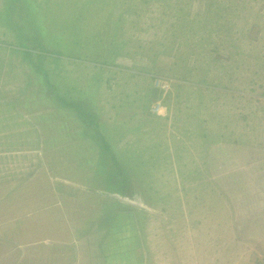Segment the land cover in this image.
I'll return each mask as SVG.
<instances>
[{
  "label": "rangeland",
  "instance_id": "obj_1",
  "mask_svg": "<svg viewBox=\"0 0 264 264\" xmlns=\"http://www.w3.org/2000/svg\"><path fill=\"white\" fill-rule=\"evenodd\" d=\"M9 2L0 0L1 159L41 154L36 159L48 166V174L49 166L60 176L72 174L61 177L88 188V194H103L105 202L110 195L107 176L114 165L101 146L102 135L124 172L123 198L142 211L140 228L122 234L133 236L136 243L125 242L134 248V256L119 259L121 264L264 260V0ZM14 5L22 13V39L16 20L9 26ZM79 33L80 54L71 55L68 49L74 48V34ZM21 40L32 52V63L52 64L47 67L53 70L55 93L75 100L81 90L92 100L100 128L77 111L40 105L29 96L41 91L45 95V90L30 75L25 56L14 52L24 50ZM64 45L70 48L60 55L57 50ZM71 87L75 91L66 95ZM97 132L98 141L92 137ZM19 162L9 168L0 161L2 186L8 179L3 177L25 166ZM99 169L105 174L95 180ZM37 179L29 188H44L49 194L50 180ZM62 179L54 182L62 184ZM2 192L0 211L6 205L2 203L10 201ZM88 194L82 199L89 204L95 199ZM115 210L124 215L126 205ZM36 216L23 221L37 230L32 240L45 237L48 230L46 225L38 228ZM89 221L73 227L85 231ZM115 231L111 228L108 237ZM114 238L109 246H114ZM26 240H14L13 252L22 254L30 245ZM138 247L140 255L135 253ZM75 248L81 249L78 243ZM35 251L40 253V246ZM18 259L0 264H16ZM102 263L95 259V264Z\"/></svg>",
  "mask_w": 264,
  "mask_h": 264
},
{
  "label": "crops",
  "instance_id": "obj_2",
  "mask_svg": "<svg viewBox=\"0 0 264 264\" xmlns=\"http://www.w3.org/2000/svg\"><path fill=\"white\" fill-rule=\"evenodd\" d=\"M4 157L5 158L2 159L0 157V159L3 161L5 167L13 168L14 162L16 161H20L18 165L25 166L19 169L20 171H17V174H15L16 170L14 171L13 169L14 174H8L7 177H3L4 179L8 178L7 182H4V184H6L5 186H2L0 183V193H3L2 191L6 192L7 194H4V197L10 200L2 203H6V205L3 207L4 211H0V221H5V223H1L2 225H0V263L13 257L14 259L19 258L15 261L16 264H95V259L103 261L102 264H121L119 259L125 258L128 261L131 255L134 254V248L129 244L131 241L127 239V236L115 233V235L110 234V237H108L112 228V216H110V211L117 208L119 205L117 202L121 203L120 205L125 204L126 207H129V205L133 207L137 206L121 202L111 197V195H116L123 198L126 197V195L122 196L117 193L110 194L109 196L107 195L105 205V202L101 200L104 199L103 194L102 197L99 193H97L99 196L92 194L95 200L88 204L86 200L84 201V199H82L84 195L86 196L88 194V188L80 189L78 186H73L75 183L72 181L62 179V177L64 178L66 176L73 177L72 174H62L61 177L59 172L52 173L50 170L56 169L55 166H49V172L51 174H48V166L46 167V164H42L41 159H36L38 157L40 158L41 154L31 156L28 159L24 156L19 158L10 156ZM34 171L38 172L39 175L35 177ZM96 176L97 175H94L93 179H95ZM90 177L91 176H89V179ZM33 178H38V181L44 179L46 183L50 180L47 183V188L48 190L52 188V191L48 194L45 193L47 190L44 188L40 191L33 186L29 188L31 181L33 182ZM86 178L87 176L85 175L84 179ZM59 179H62V184L54 182ZM55 184H57V190L55 189ZM90 185V187L93 188V181H91ZM28 192L30 193L28 194ZM75 192L80 194L78 196L79 198L77 197L78 199L72 196V193ZM88 195L92 196L91 194ZM107 200H109V202ZM24 203L26 204L24 205ZM80 205H86L90 209L87 212L79 213L77 211L79 208L86 207ZM32 208L34 209L31 210ZM126 210L124 213L128 215ZM34 215H37L35 218L39 219L38 222L40 227L38 228L41 229V227L43 228L45 225L48 228L47 232H45L46 235L41 233L45 235V237L41 236V239L37 240H32L31 236L32 232L37 230L30 228L28 224L24 225L23 222L29 221ZM52 216H55V219H57L55 221L50 220ZM246 217L248 218V215ZM42 218L43 220H41ZM140 218L141 217H138L136 222L138 228H140L142 222L139 220ZM87 219H90V223L88 222L89 226L85 231H80L73 227L75 223L87 221ZM38 222L36 224H38ZM61 227L64 229L62 234L59 231ZM8 228L13 231H7ZM6 234L12 238L6 236ZM26 237L27 240L24 244L27 243L30 245L24 246L23 248L25 249L21 250L22 254L19 250L17 255L16 252H13L14 247L12 246L15 244L14 240L18 241ZM113 238L115 244L114 246L111 244L109 246V242H111ZM38 240L40 241L37 242ZM126 241H129V243L125 244ZM80 242L82 243L80 244ZM77 243L79 244V249L81 248L79 252H82V254L75 248ZM38 246H40V253L35 251V248ZM20 248H22V246ZM138 249L140 248H137L136 254L139 253ZM27 250H29V252H26ZM94 254H96L95 257ZM98 255L101 259L97 257ZM128 264H135V262H129ZM138 264H142V261L138 262Z\"/></svg>",
  "mask_w": 264,
  "mask_h": 264
},
{
  "label": "trees",
  "instance_id": "obj_3",
  "mask_svg": "<svg viewBox=\"0 0 264 264\" xmlns=\"http://www.w3.org/2000/svg\"><path fill=\"white\" fill-rule=\"evenodd\" d=\"M17 1H19V0H10V2L13 3V4H15V2H17ZM10 2H9V5H11ZM18 5H20V4H18ZM15 8H16V10H14V12L19 10L18 15L15 16L16 13L11 11L12 8H10L11 10H9V11H11L12 14L11 13H10L11 15L9 14V16H10L9 26L13 25L11 23L12 20L13 21L16 20L15 21L16 24H17V25H15L16 28H17L16 31H17V34L19 36H21V39H22L23 38L24 27L22 25H21L22 27L19 26V23L22 20V13H21L20 9L18 8V6H15ZM205 19H206V17H205ZM18 28H20V29H18ZM74 37H75L74 43L76 45H74V48L68 49V50H70L71 55L73 53H78V55H79L80 54L79 47L82 46V44L78 42L79 37H80V33H79V35L74 34ZM94 38H98V35H95ZM98 40H100V39H98ZM19 45L22 47L21 49H24V50L22 51V50H20V48H16L14 50V52L22 53L25 56L24 60L26 61V65H27V67H29L31 69L30 75L31 74L35 75L36 76L35 79H37L38 82H40L43 85V87H44L43 89L45 90V95H41V93H42V91H41V92H36V94L33 92L29 96H31L32 98H36L37 102L40 103V105L53 103V106L56 109L57 108L64 109L66 107L67 109L74 110L75 112L77 111V113L80 116L82 115L81 116L82 119H85V118L87 119V122L89 123V125H95L97 128H100V124H99L100 120H99L98 117H94V113L92 112V107H94L92 100H90L87 97V95L85 96V94L81 90L80 91L77 90L78 94L80 95L79 98H76L77 100L76 99L75 100L67 99L63 95H61L59 93H55L54 90L57 92L58 88H57L56 84H55V87H54V85H53V83H52V81L50 79V75H52L53 70L47 67V66H50L52 64L47 63V65L45 66L44 64L40 63V61H39V63H32V58H33L32 57V52L31 51H27L25 49L26 46H28V45H26L24 43V40L22 41V44L19 43ZM55 45H56V43H55ZM53 48L55 49L57 47L53 46ZM62 48H63V50L60 49V48L57 50L58 53L60 52V55H64L63 54L64 53V49L70 48V45H64ZM65 54H66V52H65ZM39 58L42 59L44 57L40 55ZM59 59H60V57H59ZM57 60H58V58L52 59V60L49 59L47 61H52V63H54L53 61H57ZM59 62H61V60H59ZM102 63L106 65L108 62L107 61H103ZM28 77H29V73H28ZM30 79H31V77H29V80ZM71 89H72V91H70V93L68 91H66L65 94L66 95H70L71 93H73L75 91V87H71ZM154 93L157 94V90L156 89L154 90ZM159 93L161 94V92H159ZM50 94H54L55 95L54 99L57 100L59 103H57V102L55 103L53 101H50L49 99L54 100L51 97L52 95L50 96ZM81 98H83V99H81ZM86 98H88V99L85 100ZM88 102H89V104H87ZM97 134H98V136L95 133L92 135V137L96 141H98V137H100L98 132H97ZM101 137H102L101 138V146H102V148L104 147V149L106 148L105 149L107 151L106 154L110 158L111 163L114 165L113 168H111L109 170V175L107 176V181H108L107 191L110 192V194L117 193L119 195L125 196L126 195V191H125V186H124V184H125L124 172L122 171L120 163L118 162V160L114 156L110 145H107V143L105 141V137H103L102 135H101ZM104 174L105 173L102 170L99 169V172H98V175L96 176V178L98 176H102ZM96 178H95V180H96ZM94 185H95V183H94ZM97 196H99V195H97ZM96 198L99 199L98 197H96ZM117 203L121 204L119 202H117ZM126 209H127L126 212H127L128 215H126V214L118 215V211L115 210V209H112L110 211V216H112V219H111L112 220L111 221L112 225H111V227H112V229L114 228V230H116L113 233H117L118 235H120V234H123L124 232H127L128 230L130 231L132 227H133L134 231H135L134 227H136V230L139 229L137 227L136 222L138 220V217L141 216V213H139V212H142V211L138 210L135 207H131V206L126 207ZM119 214H121V213H119ZM125 218H129L130 223L125 222V221L122 222ZM127 237H128L127 239H129V241H131V243H136V239H133V236L130 237V236L127 235ZM258 263L259 264H264V260H262V261L259 260Z\"/></svg>",
  "mask_w": 264,
  "mask_h": 264
},
{
  "label": "water",
  "instance_id": "obj_4",
  "mask_svg": "<svg viewBox=\"0 0 264 264\" xmlns=\"http://www.w3.org/2000/svg\"><path fill=\"white\" fill-rule=\"evenodd\" d=\"M112 198H115V199H118L120 200L121 202H124V203H127V204H132V205H137L136 203H133L132 201L130 200H127L125 198H121L119 196H116V195H111ZM139 206V205H138Z\"/></svg>",
  "mask_w": 264,
  "mask_h": 264
},
{
  "label": "built area",
  "instance_id": "obj_5",
  "mask_svg": "<svg viewBox=\"0 0 264 264\" xmlns=\"http://www.w3.org/2000/svg\"><path fill=\"white\" fill-rule=\"evenodd\" d=\"M157 82H161V80L159 79ZM157 82H156V83H157ZM165 84H166V83H165ZM157 87L159 88V85H157ZM163 87H164V86H163ZM159 106H160V104H159V103H157V104H156V107H157L156 109H158V108H159Z\"/></svg>",
  "mask_w": 264,
  "mask_h": 264
}]
</instances>
